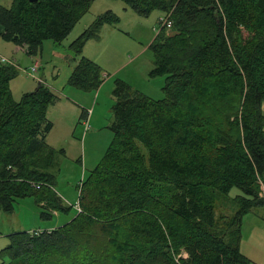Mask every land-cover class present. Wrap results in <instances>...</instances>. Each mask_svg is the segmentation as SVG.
Masks as SVG:
<instances>
[{"label":"trees","instance_id":"1","mask_svg":"<svg viewBox=\"0 0 264 264\" xmlns=\"http://www.w3.org/2000/svg\"><path fill=\"white\" fill-rule=\"evenodd\" d=\"M121 1L142 17L169 15L171 32L163 28L151 45L165 98L116 80L114 140L80 186L82 211L50 231L9 235L0 256L13 264H252L240 243L244 217L264 206V0ZM94 2L0 4V38L35 56L44 41L63 42ZM119 21L101 14L71 44L80 58L69 85L100 88L102 68L83 51ZM18 74L0 64V212L33 197L50 219L72 208L55 190L58 150L46 140L58 96L39 83L16 101ZM234 188L235 212L218 214Z\"/></svg>","mask_w":264,"mask_h":264},{"label":"rangeland","instance_id":"2","mask_svg":"<svg viewBox=\"0 0 264 264\" xmlns=\"http://www.w3.org/2000/svg\"><path fill=\"white\" fill-rule=\"evenodd\" d=\"M13 0H0V4L11 7ZM108 11L120 19L117 25H104L99 39H91L84 48L83 56L98 63L103 71L104 82L97 90L85 91L69 85V77L78 63L71 44L95 19ZM166 14L159 10L150 17L136 14L121 0H95L90 11L76 24L69 36L61 43L44 41L41 51L30 56L23 48L0 39V64L15 66L19 74L11 82L12 93L20 101L24 92L34 91L39 83L46 85L58 96V102L50 107L48 119L53 123L47 135V143L58 150L56 167V192L68 212L56 211L52 219L42 217L44 208L33 197L19 199L12 213L0 212V251L9 244V235L23 231L43 230L40 226H61L77 214L80 186L104 159L114 134L109 126L113 119L115 98L113 90L118 79L129 83L156 100L165 98L166 76L153 74L155 55L151 45L164 28L160 20ZM5 59V62H1ZM37 64V72H28ZM84 111H88L83 117ZM264 113V102L262 106ZM87 118V119H86ZM87 120V121H86ZM86 122L89 129L86 130ZM63 150V152H61ZM241 194L232 189L230 198H221L218 214L231 215L237 206L232 198ZM30 232V233H33ZM0 264H13L10 257L0 256Z\"/></svg>","mask_w":264,"mask_h":264},{"label":"crops","instance_id":"3","mask_svg":"<svg viewBox=\"0 0 264 264\" xmlns=\"http://www.w3.org/2000/svg\"><path fill=\"white\" fill-rule=\"evenodd\" d=\"M103 80H104V76H103ZM87 114L90 113L87 112ZM58 227L60 226H56V224L46 226V228H42L40 226V228L38 229H43V230H35V231H46V230L50 231ZM29 232H33V231H29ZM240 249L246 256H248L253 261L252 264H264V206H259L254 208L244 217L242 222V237H241Z\"/></svg>","mask_w":264,"mask_h":264},{"label":"built area","instance_id":"4","mask_svg":"<svg viewBox=\"0 0 264 264\" xmlns=\"http://www.w3.org/2000/svg\"><path fill=\"white\" fill-rule=\"evenodd\" d=\"M160 24H162V27H170L172 26V22L170 21L169 15L166 14V17L160 20ZM1 62H5V59H2ZM37 72V64L28 72L31 76H34L35 73ZM87 119V118H86ZM87 121V120H86ZM86 130L89 129V125L86 122ZM77 210L78 212H81V208L79 205H77ZM42 231H37L36 233H40Z\"/></svg>","mask_w":264,"mask_h":264},{"label":"water","instance_id":"5","mask_svg":"<svg viewBox=\"0 0 264 264\" xmlns=\"http://www.w3.org/2000/svg\"><path fill=\"white\" fill-rule=\"evenodd\" d=\"M32 3L36 2L37 0H30Z\"/></svg>","mask_w":264,"mask_h":264}]
</instances>
